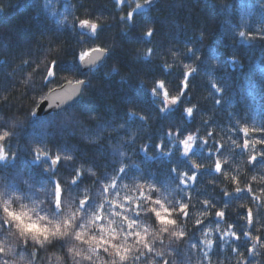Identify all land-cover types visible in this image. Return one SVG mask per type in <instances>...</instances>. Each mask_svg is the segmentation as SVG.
Instances as JSON below:
<instances>
[{"label": "trees", "instance_id": "trees-1", "mask_svg": "<svg viewBox=\"0 0 264 264\" xmlns=\"http://www.w3.org/2000/svg\"><path fill=\"white\" fill-rule=\"evenodd\" d=\"M262 3L264 0H158L138 12L134 24L127 25L120 15L132 6L125 4L122 11L114 0H0V126L15 133L9 151L17 153L14 161L0 163V191L19 195L30 206L39 205L50 197L55 181H61L64 188L79 168L87 175L78 187L90 189L100 199L96 180L103 184L114 174L119 176L117 169L123 166L127 172L119 181L117 194L113 196L109 190L104 197L105 203L111 201L112 213L98 225L105 236L119 223H127L116 213L126 211L124 205L139 199L140 192L149 194L151 184L162 202L167 198L165 208L170 210L180 199L189 204V218L177 229L185 231L186 236L164 240L172 251L166 257L171 264H201L202 252L191 245L207 239L218 245L217 226L221 232L242 234L249 230L254 236L264 237V168L253 169L246 163L252 144L264 138V40L246 41L238 36L239 31L260 35L264 26ZM88 16L99 17L104 24L96 36L74 26L78 19ZM145 23L155 28V36L150 39L141 35ZM100 46L108 49L105 61L82 74L79 55ZM149 47L154 49L151 57L146 56ZM188 47L194 49L193 54H187ZM197 55L201 59L197 60ZM185 64L198 68V73L183 77ZM82 80L87 81L84 94L74 107L44 118L34 116L51 90ZM156 81L165 85L161 95L168 91L175 96L187 89L183 101L164 115L157 108L162 100L150 91ZM213 84L221 88V93L215 92ZM190 104H196L197 110L187 118L183 107ZM93 115L95 120L90 118ZM140 115H147V123L139 119ZM169 128L197 135L198 141L207 138L208 131L216 133L208 145L195 150L193 158L205 167L197 173L195 182H187L186 192L180 191L179 177L171 171L173 166L194 171L179 155V145L170 158L156 153L155 145L161 138L166 147L175 142L165 135ZM245 141L249 142L247 149L243 148ZM220 144L222 155L216 147ZM145 145L147 155L141 150ZM36 147L62 159L66 154L75 159L47 173V161L32 160ZM260 148L257 145V150ZM217 159L229 173L228 180L213 170ZM93 171L95 177L90 174ZM233 175L241 188L251 185L258 200L252 201L246 191L224 198L221 189L233 190ZM253 175L257 176L255 181ZM133 183L144 187L137 192ZM206 199L215 207L205 210ZM225 203L226 217L220 221L214 213L224 210ZM246 207L253 209L250 227ZM205 211L206 216L202 215ZM174 215L166 213L161 222L171 223L167 219ZM197 219L203 221L199 227L195 226ZM230 224L234 226L231 229ZM204 232L210 235L206 237ZM148 238L152 240V236ZM225 239L229 244L223 251L214 246L213 264H238L240 258L233 255L231 247H238L247 256L250 242L243 236L239 241ZM260 251L264 253V249ZM58 255L46 253L43 264H57ZM255 259L264 264V254Z\"/></svg>", "mask_w": 264, "mask_h": 264}, {"label": "snow or ice", "instance_id": "snow-or-ice-1", "mask_svg": "<svg viewBox=\"0 0 264 264\" xmlns=\"http://www.w3.org/2000/svg\"><path fill=\"white\" fill-rule=\"evenodd\" d=\"M115 6L123 11V6L125 4L132 5L133 0H114ZM154 3V0H142V2H135L134 7L130 11L123 12L120 15V20L125 22L127 25H132L136 21V14L141 12L143 9L150 7ZM264 8V3L261 4ZM0 11H3L0 8ZM63 23V21L61 22ZM74 26H78L82 29H89L93 36L98 35L100 28L104 26L103 22L99 17L88 16L86 18H80L74 23ZM259 36H250L246 34L245 31H239L238 36L245 39L246 41H251L253 39L264 40V26L260 29ZM155 28L153 25L148 23L144 24V30L141 35L146 39L154 37ZM200 38L204 39V34L201 32ZM96 53L107 54L108 49L106 47L100 46L93 48ZM154 53V49L149 47L146 49V56L151 57ZM194 49L192 47L187 48V54H193ZM176 55V54H174ZM89 56V55H88ZM196 59H201L200 55L196 56ZM235 59V58H233ZM79 60L84 62L85 57L83 54L79 55ZM189 65V64H185ZM184 65V67H185ZM168 65H166V69ZM186 71L183 73V77H188L190 75H195L198 73V68L185 67ZM52 75L53 72L49 70ZM49 73V72H48ZM47 73V74H48ZM48 75V76H52ZM188 81H186L187 83ZM87 81H77V84L81 86L80 95L84 94V85ZM216 93H221V88L216 84L212 85ZM165 85L161 81L154 82V86L150 89L151 95L153 97H160L162 103L158 105L159 114L164 115L174 108V106L180 104L183 98L187 95V89L184 92H178L177 95L172 96L168 91H163L161 95V90L164 89ZM183 87V85H182ZM7 97H5V100ZM214 103L219 104V100H215ZM197 110L196 104H190L189 106L183 107L184 115L187 118H192ZM130 115H136V113H131ZM95 120L96 117L93 115L90 117ZM139 119L147 123V115H140ZM208 123V121H205ZM244 129V132H247ZM169 141L175 140L166 147L164 139L161 138L155 145L156 153L170 158L173 155V149L177 148L179 145V155L185 158L190 164L193 172L187 170L181 171L178 167L173 166L171 171L173 174L178 175L179 185L182 186L180 191L186 192L188 189V181L195 182L197 179V173L202 170L205 165L199 163L194 157L195 150L198 146H206L209 143V139H213L216 135L213 131H208L206 133L205 139H200L198 141V136L193 134H183L177 129L169 128L165 133ZM15 133L6 128L0 126V163L7 164L14 161L17 158V153L9 151V146ZM257 145H260V150H257ZM218 154H223V145H217ZM249 147V142L245 141L243 148L247 149ZM146 155L148 154V146L145 145L141 149ZM252 154L247 158L246 163L250 165L253 169L257 166L264 168V138L256 140L252 144ZM34 163H44L48 162L47 166L44 167V171L47 173H54L56 167L62 162H72L75 157L71 154H66L63 159L60 155H51L46 149L41 147H36L32 153ZM209 155H212L210 152ZM151 159V156H148ZM226 164V162L224 161ZM217 174L224 177L225 180L229 179V173L225 171L222 167V163L217 159L214 163V169ZM119 176L113 175L111 178L106 179L103 184H101L100 179L96 180V184L99 185V195L100 199L93 196L90 189L84 188L83 190L78 187L84 176L81 169H76L70 181L62 188L61 181H55L51 187L50 197H46L45 201L48 204L53 218L57 221L58 230L49 233L45 237L33 236L28 237L24 234V240L22 244L18 246H13L10 240L12 235L9 225L6 222H0V264H14L18 258L23 261L24 264H43V258L46 253L55 254L59 252L56 256L57 264H61V258L63 264H171V261L166 258L172 255V251L169 246H165L164 240L167 237L179 236L183 239L186 236L185 231H177L182 220H187L189 218V204L183 199H180L173 203L171 209L165 208V203L156 196L157 189L148 184L149 194L140 192V189L144 187V184L133 183L132 187L140 192L139 199H132L124 205L126 211L123 213H116V215H123L124 220L127 222L119 223L116 228L109 229V233L105 236L104 229L100 228L98 225L103 221L104 216H110L112 213L109 211L111 207V201L104 202L105 194L111 190V195L115 196L118 191L119 181L127 172L126 167H120L117 169ZM93 177L97 174L93 171L90 173ZM252 180L255 181L257 176L253 175ZM231 182L233 184V190L229 191L226 188L221 189L222 196L224 198H230L234 194H240L242 192H247L250 195L252 201L258 200L253 194V187L249 185L246 188H241L239 181L236 176H231ZM27 183V181H25ZM31 187V185H29ZM128 188L129 185H124ZM65 188L67 191H65ZM78 193L73 195V193ZM203 205L205 210L210 207H215L209 200H204ZM5 207H7V202H5ZM224 210L215 211L214 215L217 218L224 219L226 217V209L228 207L227 203L224 204ZM257 208L260 207L259 204L256 205ZM160 209H164L161 211ZM161 213L172 215L175 214L173 218L167 220L171 223L161 222ZM202 215H208L205 211ZM245 216L247 220V225L250 227L253 223V209L252 207H246ZM259 222V221H257ZM203 223L202 220L197 219L195 221V226L199 227ZM233 225H229V229L233 228ZM264 227V225H262ZM216 233L219 234V244L216 245L215 241L212 239L201 240L200 245L192 244L193 249H199L203 254V260L201 264H213L212 253L214 246H218L222 251L225 245L229 244V241L225 237H231L239 241L241 236L250 242L249 247H247V256L245 253L240 252L238 247H231V252L233 255L239 257L238 264H260V261L255 259L257 256H261L260 250L264 249V237L261 235H253L249 230L243 231L242 234H238L235 231L221 232L219 226L215 229ZM260 231V229H257ZM207 237L210 235L209 232H204ZM149 236H152V240H149ZM158 242V243H157ZM167 247L169 250L166 252L163 250ZM251 257L252 259H249Z\"/></svg>", "mask_w": 264, "mask_h": 264}, {"label": "clouds", "instance_id": "clouds-1", "mask_svg": "<svg viewBox=\"0 0 264 264\" xmlns=\"http://www.w3.org/2000/svg\"><path fill=\"white\" fill-rule=\"evenodd\" d=\"M185 67L192 66L185 65ZM5 202H7V207H5ZM161 218H164L163 213H161ZM0 222H6L9 225L12 233L9 238L14 247L23 243L24 234L28 237H45L58 230L57 221L53 218L46 201L30 206L23 202L21 196L4 191H0ZM14 264L18 262L14 261ZM61 264H63L62 258Z\"/></svg>", "mask_w": 264, "mask_h": 264}, {"label": "water", "instance_id": "water-1", "mask_svg": "<svg viewBox=\"0 0 264 264\" xmlns=\"http://www.w3.org/2000/svg\"><path fill=\"white\" fill-rule=\"evenodd\" d=\"M157 1L158 0H154V3L151 6L155 5ZM82 30L85 32H90L89 29ZM93 51L94 49L84 55L85 61H80L79 63V68L82 74H88V72L100 66L108 55V52L106 55H104L102 53H96ZM80 88L81 86L77 84V82L70 81L51 90L35 109L34 116L36 118H44L51 114L59 113L74 107L81 99ZM219 220L222 221L220 218Z\"/></svg>", "mask_w": 264, "mask_h": 264}, {"label": "rangeland", "instance_id": "rangeland-1", "mask_svg": "<svg viewBox=\"0 0 264 264\" xmlns=\"http://www.w3.org/2000/svg\"><path fill=\"white\" fill-rule=\"evenodd\" d=\"M135 2H137V0H133L132 5H131L132 7H134Z\"/></svg>", "mask_w": 264, "mask_h": 264}]
</instances>
